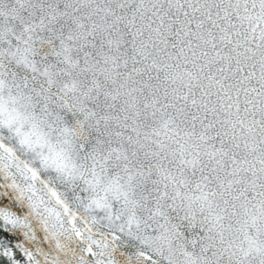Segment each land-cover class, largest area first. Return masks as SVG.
Masks as SVG:
<instances>
[{
    "label": "snow or ice",
    "instance_id": "obj_1",
    "mask_svg": "<svg viewBox=\"0 0 264 264\" xmlns=\"http://www.w3.org/2000/svg\"><path fill=\"white\" fill-rule=\"evenodd\" d=\"M0 264H264V0H0Z\"/></svg>",
    "mask_w": 264,
    "mask_h": 264
}]
</instances>
